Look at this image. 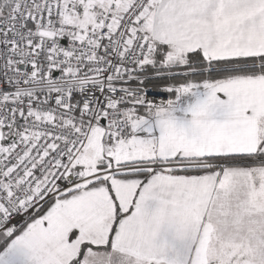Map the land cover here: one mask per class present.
<instances>
[{
    "label": "snow or ice",
    "instance_id": "snow-or-ice-1",
    "mask_svg": "<svg viewBox=\"0 0 264 264\" xmlns=\"http://www.w3.org/2000/svg\"><path fill=\"white\" fill-rule=\"evenodd\" d=\"M0 264H264V0H0Z\"/></svg>",
    "mask_w": 264,
    "mask_h": 264
}]
</instances>
